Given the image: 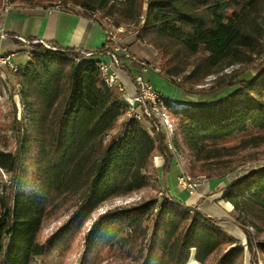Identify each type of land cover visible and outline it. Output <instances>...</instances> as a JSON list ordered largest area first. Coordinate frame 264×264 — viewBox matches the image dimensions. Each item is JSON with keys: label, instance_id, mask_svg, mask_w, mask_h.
<instances>
[{"label": "trees", "instance_id": "1", "mask_svg": "<svg viewBox=\"0 0 264 264\" xmlns=\"http://www.w3.org/2000/svg\"><path fill=\"white\" fill-rule=\"evenodd\" d=\"M5 0H0V9ZM12 7L53 8L137 33L156 52L157 75L184 95L237 90L212 103L174 111L173 146L190 177L223 178L245 162L264 159V62L239 79L233 66L252 68L264 57V0H7ZM79 8L74 12L71 8ZM24 64L12 74L22 122L0 109V264H36L57 252L64 264L65 236L83 234L89 258L82 264H243L245 253L264 262V165L235 178L222 199L246 245L218 220L159 194L154 158L169 172L166 137L127 117V105L108 87L99 63L112 47L85 53L30 40ZM35 42V43H34ZM264 61V60H263ZM3 69L0 67V74ZM214 77L206 90L198 87ZM0 78V83H2ZM178 138V139H177ZM150 190L129 205L93 215L106 203ZM67 220L46 239L43 226ZM253 230V234L250 232ZM71 236V237H72ZM257 238V239H256Z\"/></svg>", "mask_w": 264, "mask_h": 264}, {"label": "crops", "instance_id": "2", "mask_svg": "<svg viewBox=\"0 0 264 264\" xmlns=\"http://www.w3.org/2000/svg\"><path fill=\"white\" fill-rule=\"evenodd\" d=\"M74 12L81 10L71 8ZM115 29L106 24H100L92 19L60 11L55 8H22L12 7L0 19V56L13 55V61L20 65L27 60L31 50L30 40L42 43H55L64 49H73L85 53H92L105 46L106 38L114 35ZM4 36V38H1ZM137 34H115L114 48L125 52L134 62L130 66L113 65L117 76L116 90L125 101L134 96L137 79H143L151 84L165 97L180 103H201L193 96H185L180 90L157 75L156 69L142 67L144 63L153 64L156 61L155 50L148 45L141 44L136 39ZM34 42V43H35ZM98 63H110L107 55L96 54L89 57ZM145 69V71H144ZM159 160V166L163 160ZM179 166L173 158L169 172L161 177L166 183L167 195L185 207L195 209L203 215L218 220L216 226L225 234L240 242L245 241L242 230L233 222V208L231 204L222 200L224 192L234 179L217 178L206 179L198 184V189L188 198L187 194L176 189V179Z\"/></svg>", "mask_w": 264, "mask_h": 264}, {"label": "rangeland", "instance_id": "3", "mask_svg": "<svg viewBox=\"0 0 264 264\" xmlns=\"http://www.w3.org/2000/svg\"><path fill=\"white\" fill-rule=\"evenodd\" d=\"M8 1L5 0L2 4L1 9L3 8L4 5H6ZM0 9V10H1ZM107 25V24H106ZM122 33L121 34H131V33H136L133 31H125L124 28H122ZM137 34V33H136ZM114 45L112 46V51H113ZM264 57L263 59L259 62L257 61L254 66L252 68H245L242 66H233L230 67L228 69H226L224 71V73L229 74L232 71H241L239 79H244V80H249L251 79L253 76H255V74L257 73V71L260 69L261 63H263L264 61ZM18 64V62H17ZM21 65V63H19ZM1 68L3 69L2 76H0L1 81H3L2 83H0V109L3 113H9V112H14L15 114V119L17 121L22 122L24 119V111L23 108L21 107L20 104V99H19V95H18V87L15 84L13 78H12V74L10 75L9 72H7L5 69L6 67L1 66ZM154 69V68H153ZM13 72V71H12ZM157 72V70H156ZM214 80V77H208L205 81V84L198 87L199 89H208L212 83V81ZM238 87H234V88H227V87H223L218 89L217 91L211 93V94H192V95H187V96H193L196 98L197 102H201L203 104L206 103H212L215 102L219 99H221L222 97H225L229 94H231L232 92H234L235 90H237ZM179 90V89H178ZM183 94V93H182ZM186 96V95H185ZM191 103V102H190ZM189 105V104H188ZM190 106V105H189ZM176 129V126H175ZM175 134H176V130H175ZM176 137V136H175ZM175 139V138H174ZM178 139V138H177ZM176 155H177V165L179 166V171H178V175L180 172H184L186 173L188 176L189 174L187 173V160L185 159V157L179 153V151H176ZM155 158H160L155 157ZM154 158V160H155ZM164 163V162H163ZM160 164V166L156 165V162L154 164L155 170H156V184L158 186V190H159V194L157 195V193H153L150 190H145V191H141L139 193H135L129 197H125V198H117L114 199L108 203H106L103 207H101L98 212L96 214L93 215V218L96 217V215L98 213H103L105 210L107 209H112L114 207H118V206H124V205H129L131 203H135L141 200L142 197L144 196H155L157 195V198L160 199L161 197H163L164 195L167 194V188L166 187V183L163 182V180H161V177H159V175H163L165 176L162 172V166ZM264 165V159H258L252 162H245L243 165L238 166L233 172H230L229 174H227L225 177L228 179H235L238 176L242 175L243 173L247 172L250 169L253 168H258L260 166ZM178 177V176H177ZM223 177V178H225ZM195 182H197V188L198 189V184L201 181H205L206 178L204 177H197V178H193ZM8 179L7 176H5L4 174H2L0 172V181L2 180H6ZM217 179V178H215ZM176 189L180 190L177 187V179H176ZM195 190V191H196ZM181 192L187 194L186 192L180 190ZM195 191H193V193H195ZM193 193H191L190 195H192ZM189 194H187L188 196ZM188 198H190V196H188ZM223 200V199H222ZM68 215L67 214H62L60 215L58 218L51 220L50 222L46 223L42 230H41V238L42 239H46L48 236H50L52 233H54L60 226L63 225V223L67 220ZM233 218V217H232ZM234 222V220H233ZM91 222H88L84 225V228L81 230V232L76 235V236H72V230H70L67 234V236H65L66 241L68 240L69 243V251L66 252L65 254V259H64V264H82L83 259H88L89 258V248H86L82 242V238H83V234L86 232L87 228L89 227ZM235 223V222H234ZM250 232L253 234V230H250ZM72 236V237H71ZM257 239V238H256ZM259 241H264V234L260 235L258 237ZM242 245H246V239L244 241V243ZM194 257V255H193ZM191 258H192V252H191ZM256 263L255 264H264L263 259L259 256L258 252H256ZM57 261V252L54 251L51 256L47 259H37L36 260V264H55ZM243 264H251L250 263V255L248 252L245 253V257H244V262Z\"/></svg>", "mask_w": 264, "mask_h": 264}, {"label": "built area", "instance_id": "4", "mask_svg": "<svg viewBox=\"0 0 264 264\" xmlns=\"http://www.w3.org/2000/svg\"><path fill=\"white\" fill-rule=\"evenodd\" d=\"M11 8L12 6L7 2L0 10V19ZM53 8L59 9L58 5H55ZM122 31V28L115 29V34H121ZM115 34L109 35L106 38V47L113 46ZM1 38H4V36H1ZM107 56L110 59V63H99V69L105 84L110 88H115L117 76L113 70V65L130 66L131 63L134 62V59L125 52L115 48H113L112 53H109ZM1 66L11 71H16L18 69V65L13 61V55L0 56V67ZM0 76H2V73ZM135 87L136 91L134 96L125 100L127 105V117L142 121L150 135H153L155 132L164 134L168 150L173 154L174 158L177 159L176 150L173 146L176 134L175 121L172 113L182 108H190V106L165 97L143 79H137ZM177 187L190 195L196 190L197 182L186 173L180 172L177 177ZM164 196L168 197L167 194Z\"/></svg>", "mask_w": 264, "mask_h": 264}, {"label": "bare ground", "instance_id": "5", "mask_svg": "<svg viewBox=\"0 0 264 264\" xmlns=\"http://www.w3.org/2000/svg\"><path fill=\"white\" fill-rule=\"evenodd\" d=\"M159 160L158 159H156V165L158 166L159 165ZM193 255H194V251H192V258L190 259V262H189V264H198L196 261H195V259L193 258Z\"/></svg>", "mask_w": 264, "mask_h": 264}, {"label": "water", "instance_id": "6", "mask_svg": "<svg viewBox=\"0 0 264 264\" xmlns=\"http://www.w3.org/2000/svg\"><path fill=\"white\" fill-rule=\"evenodd\" d=\"M193 258H194V257H193ZM190 259H191V255H190V258H189V260H188L187 264H189V262H190Z\"/></svg>", "mask_w": 264, "mask_h": 264}]
</instances>
